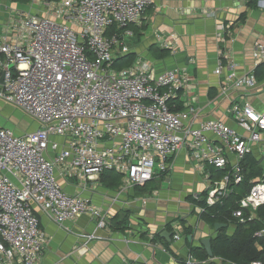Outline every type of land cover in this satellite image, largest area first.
<instances>
[{"label":"built area","instance_id":"built-area-1","mask_svg":"<svg viewBox=\"0 0 264 264\" xmlns=\"http://www.w3.org/2000/svg\"><path fill=\"white\" fill-rule=\"evenodd\" d=\"M28 1L45 7L48 16L16 12L0 33V100L38 124L23 136L0 128V264L41 263L45 236L34 207L59 225L81 215L97 228L105 225L101 211L62 190L59 167L69 178L87 181L112 172L125 186L142 185L156 171L167 173L169 160L185 147L195 161L222 174L218 180L208 175L205 195L195 197L199 215L233 194L239 199L231 219L239 225L255 219L264 207V171L241 196L234 187L244 179L242 161L260 143L264 112L237 102L230 108L236 128L220 121L186 126L196 117L189 100L171 110L193 83L184 69L154 73L136 64L112 71L114 61L129 54L131 26L140 24L149 0ZM218 29L222 35L224 26ZM253 58L264 63L263 45L255 46ZM229 79L235 89L256 84L253 76ZM228 154L235 156L232 165ZM254 237L264 238V225ZM173 239L179 241V234ZM185 264H195L194 258Z\"/></svg>","mask_w":264,"mask_h":264},{"label":"crops","instance_id":"crops-1","mask_svg":"<svg viewBox=\"0 0 264 264\" xmlns=\"http://www.w3.org/2000/svg\"><path fill=\"white\" fill-rule=\"evenodd\" d=\"M261 1L149 0L140 24L131 26L134 36L129 40L130 52L121 62L124 68L146 64L154 73L184 69L193 83L187 97L182 95L175 101L174 109L182 110L188 99L196 112L185 125L198 127L207 121H220L236 128L230 114L233 104L246 103L256 112H264V64H257L253 58L255 46H264ZM16 12L47 15L45 7L28 0H0V33ZM220 24L225 29L222 35ZM171 35H175L174 41ZM219 65L222 68L217 75ZM232 74L237 78L253 76L255 87L235 89L229 79ZM26 119L18 128L2 119L0 128H13L15 134L23 136L38 128L36 122ZM249 155L264 171V132ZM227 159L231 165L236 160L233 154ZM169 162L167 173L156 171L150 181L135 186H125L112 172L84 181L65 177L62 168H57L55 175L62 190L96 207L106 223L97 228L95 220L81 215L59 225L34 207L45 236L40 264H185L188 257H193L195 264L222 263L218 258H198L204 251L202 240L212 243L218 233L231 236L236 229L231 224L215 231L199 217L200 203L195 197L205 195L207 176H216L215 169L195 161L185 147ZM215 176L211 179L218 180ZM244 189L236 188V194ZM165 232L171 233L170 239ZM175 234H179V241L173 239ZM88 235L97 239L88 241L84 238Z\"/></svg>","mask_w":264,"mask_h":264},{"label":"trees","instance_id":"trees-1","mask_svg":"<svg viewBox=\"0 0 264 264\" xmlns=\"http://www.w3.org/2000/svg\"><path fill=\"white\" fill-rule=\"evenodd\" d=\"M13 1L25 2L26 0ZM113 32H115L114 29L111 30V34ZM124 59L125 56L119 57L114 63ZM176 109L181 110L180 107H177ZM176 109L171 110L178 111ZM241 165L244 179L240 186L234 187V191L236 188L244 186L246 188L242 193L244 194L250 188L251 181L258 177L262 170L250 155L245 156ZM215 173L216 176L215 174H212L211 178L215 176L216 179H220L222 175L221 172L215 170ZM242 194H239V196ZM238 199V196L231 194L228 198L223 199L221 204L207 208L206 213L199 215V217L212 228L216 223H223L228 226L233 224L236 227L231 236L226 235L224 232H220L217 234L216 238L212 240L211 249L213 258H218L225 264H251L253 262H261L264 264V238L254 237V233L259 231L264 225V207L257 210L256 217L253 221L246 225H239L233 221L230 216L231 210L235 207L234 203ZM201 254L202 255L200 257L198 256V258L202 261L209 259L205 251H202ZM209 264L213 263L211 262Z\"/></svg>","mask_w":264,"mask_h":264},{"label":"rangeland","instance_id":"rangeland-1","mask_svg":"<svg viewBox=\"0 0 264 264\" xmlns=\"http://www.w3.org/2000/svg\"><path fill=\"white\" fill-rule=\"evenodd\" d=\"M61 1L62 0H52L51 3L53 6H60ZM44 4L47 5L48 3L45 2ZM13 16H14V14H13ZM124 67H125L124 63H122L121 61H117L116 63H114L112 71H119L120 69H124ZM24 117L27 118V116L22 114V111L20 112L19 109H16V108L12 107L11 105L0 100V122L3 119L5 121V123L10 122L14 125V127L18 128L20 126H23L24 125L23 123L27 120ZM32 121L33 120H31V122ZM2 126H3V124L0 127H2ZM29 131H31V129H29ZM218 263L219 264H225V263H221V262H218Z\"/></svg>","mask_w":264,"mask_h":264},{"label":"water","instance_id":"water-1","mask_svg":"<svg viewBox=\"0 0 264 264\" xmlns=\"http://www.w3.org/2000/svg\"><path fill=\"white\" fill-rule=\"evenodd\" d=\"M46 2H50L52 0H44ZM226 225L224 224H220V223H217L214 225V229L215 231H218L219 229H222V228H225ZM166 235H168V238L170 239V236H171V233H168V232H165ZM201 245L204 249V251L206 252L207 256L209 258H213V253H212V249H211V243H210V239H204L201 241Z\"/></svg>","mask_w":264,"mask_h":264}]
</instances>
